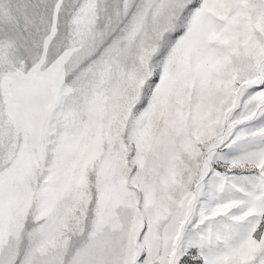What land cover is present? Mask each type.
<instances>
[{
  "label": "snow or ice",
  "instance_id": "snow-or-ice-1",
  "mask_svg": "<svg viewBox=\"0 0 264 264\" xmlns=\"http://www.w3.org/2000/svg\"><path fill=\"white\" fill-rule=\"evenodd\" d=\"M0 264H264V0H0Z\"/></svg>",
  "mask_w": 264,
  "mask_h": 264
}]
</instances>
